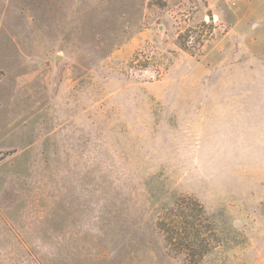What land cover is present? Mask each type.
Returning a JSON list of instances; mask_svg holds the SVG:
<instances>
[{"label": "rangeland", "instance_id": "obj_1", "mask_svg": "<svg viewBox=\"0 0 264 264\" xmlns=\"http://www.w3.org/2000/svg\"><path fill=\"white\" fill-rule=\"evenodd\" d=\"M0 264H264V0H0Z\"/></svg>", "mask_w": 264, "mask_h": 264}, {"label": "trees", "instance_id": "obj_2", "mask_svg": "<svg viewBox=\"0 0 264 264\" xmlns=\"http://www.w3.org/2000/svg\"><path fill=\"white\" fill-rule=\"evenodd\" d=\"M194 202H196V206H199L198 201L194 200ZM182 213H178L176 212V210L174 208L170 209V211H168V213H166V216L164 219H162L161 221H159V226L166 228L168 226H173V229H178L181 228L184 230V232L187 231V229L190 227V224L192 222L189 221L188 219V215L187 213L184 211V209H182ZM201 211H205L204 207L202 206ZM171 228V227H170ZM169 228V230H170ZM175 231H172L171 234H169V240H174L176 237V234L178 233H174ZM194 237H199V233L195 234Z\"/></svg>", "mask_w": 264, "mask_h": 264}, {"label": "built area", "instance_id": "obj_3", "mask_svg": "<svg viewBox=\"0 0 264 264\" xmlns=\"http://www.w3.org/2000/svg\"><path fill=\"white\" fill-rule=\"evenodd\" d=\"M224 1L232 5H236L238 3L244 2V0H224Z\"/></svg>", "mask_w": 264, "mask_h": 264}, {"label": "water", "instance_id": "obj_4", "mask_svg": "<svg viewBox=\"0 0 264 264\" xmlns=\"http://www.w3.org/2000/svg\"><path fill=\"white\" fill-rule=\"evenodd\" d=\"M59 61H60V57H59V56H57V57H56V64H58V63H59Z\"/></svg>", "mask_w": 264, "mask_h": 264}]
</instances>
